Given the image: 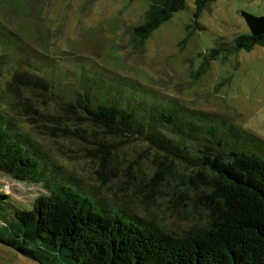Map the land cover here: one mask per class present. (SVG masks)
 <instances>
[{"label":"trees","instance_id":"obj_1","mask_svg":"<svg viewBox=\"0 0 264 264\" xmlns=\"http://www.w3.org/2000/svg\"><path fill=\"white\" fill-rule=\"evenodd\" d=\"M211 1L195 0L197 19ZM150 2L145 21L129 28L140 47L186 6V0ZM6 4L15 12H37L31 0ZM242 14L250 33L238 35L228 51L264 45V14ZM22 40L0 19V173L41 183L48 193L31 208L0 194V201L13 207L12 219L0 221V242L41 264H264L263 138L226 115L191 109L136 81L105 78L84 66L65 83L31 69L9 74L12 56L26 54ZM220 53L214 48L206 58ZM22 116L37 132L63 137L71 150L85 151L103 182L113 181L108 174L117 178L121 172L127 183L133 182L132 160L121 165L119 158L145 143L165 165L172 193L187 198L182 206L190 226L173 230L160 222L159 213L149 208L140 213L136 195L130 200L110 197L66 172L21 125ZM160 173L154 167L150 178L141 175L138 187Z\"/></svg>","mask_w":264,"mask_h":264},{"label":"rangeland","instance_id":"obj_2","mask_svg":"<svg viewBox=\"0 0 264 264\" xmlns=\"http://www.w3.org/2000/svg\"><path fill=\"white\" fill-rule=\"evenodd\" d=\"M6 1L16 0H0V19L23 37L26 53L17 51L12 56L6 67L9 74L31 69L49 80L59 76L65 83L74 78L73 70L84 66L105 78L136 81L156 96L178 99L191 109L226 115L264 139V45L226 50L234 47L238 35L250 33L243 10L264 14V0H214L198 19L195 0H186L185 8L157 28L143 47L132 41L129 28L145 21L150 0H31L36 15L15 12ZM214 48L221 49L220 55L207 59ZM203 68L204 75L198 76ZM20 120L66 172L88 186L114 198L130 200L136 195L140 213L146 208L159 213L160 222L173 230L190 226L182 206L187 198L172 193L165 165L145 143L130 147L119 158L121 165L132 160L134 183H127L121 170L119 177L108 174L113 181L103 182L81 148L71 150L63 137L37 132L24 116ZM154 167L162 170L160 176L139 188L141 175L150 178ZM2 192L20 207L31 208L48 190L41 183L0 173ZM12 211L10 201H0L1 222L10 221ZM0 264L41 263L0 242Z\"/></svg>","mask_w":264,"mask_h":264}]
</instances>
